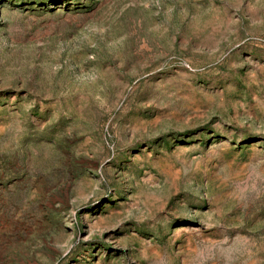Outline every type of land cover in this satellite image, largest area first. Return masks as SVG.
Segmentation results:
<instances>
[{
    "label": "rangeland",
    "instance_id": "obj_1",
    "mask_svg": "<svg viewBox=\"0 0 264 264\" xmlns=\"http://www.w3.org/2000/svg\"><path fill=\"white\" fill-rule=\"evenodd\" d=\"M0 264H264V0H0Z\"/></svg>",
    "mask_w": 264,
    "mask_h": 264
}]
</instances>
